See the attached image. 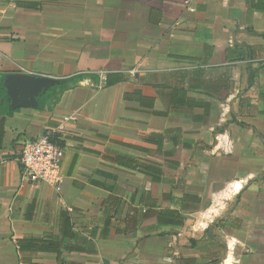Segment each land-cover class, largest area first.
<instances>
[{
  "label": "crops",
  "instance_id": "obj_1",
  "mask_svg": "<svg viewBox=\"0 0 264 264\" xmlns=\"http://www.w3.org/2000/svg\"><path fill=\"white\" fill-rule=\"evenodd\" d=\"M0 74V264H264V0H0Z\"/></svg>",
  "mask_w": 264,
  "mask_h": 264
},
{
  "label": "built area",
  "instance_id": "obj_2",
  "mask_svg": "<svg viewBox=\"0 0 264 264\" xmlns=\"http://www.w3.org/2000/svg\"><path fill=\"white\" fill-rule=\"evenodd\" d=\"M190 3L192 0H183ZM72 116L66 115L65 120ZM62 126L40 137L27 139L19 149L22 180L35 187L48 186L58 191L63 182L61 167L65 157Z\"/></svg>",
  "mask_w": 264,
  "mask_h": 264
},
{
  "label": "water",
  "instance_id": "obj_3",
  "mask_svg": "<svg viewBox=\"0 0 264 264\" xmlns=\"http://www.w3.org/2000/svg\"><path fill=\"white\" fill-rule=\"evenodd\" d=\"M21 81H26L28 84L26 85L25 89L27 90V94H28V97H31L32 96V91H33V88L44 82V81H47L49 80V77H46V76H39V77H36V76H33V75H19L18 77ZM12 79V78H11Z\"/></svg>",
  "mask_w": 264,
  "mask_h": 264
},
{
  "label": "trees",
  "instance_id": "obj_4",
  "mask_svg": "<svg viewBox=\"0 0 264 264\" xmlns=\"http://www.w3.org/2000/svg\"><path fill=\"white\" fill-rule=\"evenodd\" d=\"M3 81H4V75H1V74H0V89H1L0 94L6 98V97H7L6 93L2 91ZM12 112H13V111H10V114H11ZM0 135H1V132H0ZM61 144L63 145L64 143L61 142Z\"/></svg>",
  "mask_w": 264,
  "mask_h": 264
}]
</instances>
